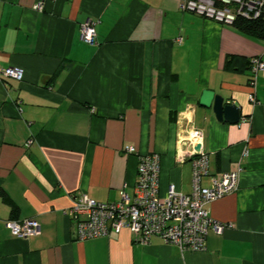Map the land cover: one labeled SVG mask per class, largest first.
<instances>
[{
    "label": "crops",
    "instance_id": "obj_1",
    "mask_svg": "<svg viewBox=\"0 0 264 264\" xmlns=\"http://www.w3.org/2000/svg\"><path fill=\"white\" fill-rule=\"evenodd\" d=\"M180 1L0 0V68L24 74L0 75V264H264V71L254 103L245 63L264 60V40ZM89 20L95 45L81 36ZM229 55L239 58L226 69ZM205 89L237 103L240 121L201 106ZM193 128L205 185L243 165L238 190L207 206L223 233L210 230L201 251L158 235L142 244L129 229L75 239L74 199L134 196L141 155L160 154L162 196L170 185L190 194V142L179 139ZM27 218L41 233L14 236L8 221Z\"/></svg>",
    "mask_w": 264,
    "mask_h": 264
},
{
    "label": "built area",
    "instance_id": "obj_2",
    "mask_svg": "<svg viewBox=\"0 0 264 264\" xmlns=\"http://www.w3.org/2000/svg\"><path fill=\"white\" fill-rule=\"evenodd\" d=\"M38 6L41 7V3ZM180 9L230 24L238 16L257 18L264 15V0H181ZM95 25L96 21L89 20L81 27L82 38L92 45L98 43ZM251 62L250 100L256 103L257 82L260 72L264 71V60L255 57ZM0 75L18 79L24 76L23 72L15 68H0ZM202 138V131L193 128L179 139L181 142H190V150H186L180 158L185 160L190 157L191 160L193 172L190 194L170 185L167 194L162 196L160 154L141 155L134 196L124 191L119 201L108 203L98 202L87 194L74 199L70 215L76 222L75 239H92L129 229L142 244H147L154 235H158L166 243L180 246L182 251L204 250L209 231L221 234L227 227L210 215L207 206L238 190L243 165L237 170L225 171L219 177H213L211 183L205 185L203 180L210 175V160L202 149ZM125 152L133 154L136 149L128 145ZM249 154L250 151L246 150L245 155ZM7 224L12 234L21 239L41 233V224L34 218L11 219Z\"/></svg>",
    "mask_w": 264,
    "mask_h": 264
},
{
    "label": "water",
    "instance_id": "obj_3",
    "mask_svg": "<svg viewBox=\"0 0 264 264\" xmlns=\"http://www.w3.org/2000/svg\"><path fill=\"white\" fill-rule=\"evenodd\" d=\"M200 105L206 108H212L219 121L236 124L242 116L241 108L237 103L226 102L223 95L210 89L204 90L200 98ZM197 149H200V146H197Z\"/></svg>",
    "mask_w": 264,
    "mask_h": 264
},
{
    "label": "trees",
    "instance_id": "obj_4",
    "mask_svg": "<svg viewBox=\"0 0 264 264\" xmlns=\"http://www.w3.org/2000/svg\"><path fill=\"white\" fill-rule=\"evenodd\" d=\"M205 17V16H204ZM234 28L240 32L260 40H264V15L257 18H246L243 16H238L235 21L230 23ZM239 56L229 55L226 57L225 68H234V63ZM246 65H249L251 70L252 62L251 60H246Z\"/></svg>",
    "mask_w": 264,
    "mask_h": 264
}]
</instances>
